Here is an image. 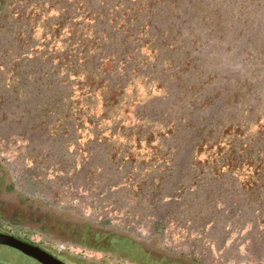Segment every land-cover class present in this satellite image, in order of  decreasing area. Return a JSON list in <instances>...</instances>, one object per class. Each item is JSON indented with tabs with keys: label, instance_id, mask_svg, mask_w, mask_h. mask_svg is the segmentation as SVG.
<instances>
[{
	"label": "rangeland",
	"instance_id": "obj_1",
	"mask_svg": "<svg viewBox=\"0 0 264 264\" xmlns=\"http://www.w3.org/2000/svg\"><path fill=\"white\" fill-rule=\"evenodd\" d=\"M164 1L0 0V109L103 217L264 264V0Z\"/></svg>",
	"mask_w": 264,
	"mask_h": 264
},
{
	"label": "flooded vegetation",
	"instance_id": "obj_2",
	"mask_svg": "<svg viewBox=\"0 0 264 264\" xmlns=\"http://www.w3.org/2000/svg\"><path fill=\"white\" fill-rule=\"evenodd\" d=\"M5 115L0 109V264H204L170 249L162 225L137 236L120 216L87 205L82 190L47 177L50 167L38 172L35 144L18 142V118ZM119 242L127 251L117 252Z\"/></svg>",
	"mask_w": 264,
	"mask_h": 264
},
{
	"label": "trees",
	"instance_id": "obj_3",
	"mask_svg": "<svg viewBox=\"0 0 264 264\" xmlns=\"http://www.w3.org/2000/svg\"><path fill=\"white\" fill-rule=\"evenodd\" d=\"M174 2H177V1H175V0L164 1V2H163V5H165V3H166V4H167V3L173 4ZM155 7H157L156 4H155L154 6H152V7H151V5L148 6V5L145 4V17H146V18H148V15H150V14L153 12V9H154ZM173 10H176V8L174 7ZM146 24H147V26H148L149 29H150L149 32H148V35L151 34V33H154L153 36H155V37H163L164 34H166V31L162 33V31H161L160 29H156V28L152 25V22H151V21L146 20ZM167 32H168V30H167ZM153 36H152V37H153ZM185 40H186V39H185ZM171 41L173 42V44H174V43H178V42H177V41H178V40H177V37H176L175 35H172V36H171ZM148 42H151V40H148ZM157 44H158V43H156V45H157ZM160 44H161V42H159V45H160ZM173 48H174V47H172V49H171V48H170V45H168L167 48H165V47H162V48H161V49L164 50V55L166 56V59H165V60H168L170 56H172V55H174V54L177 53V51H175ZM180 52H181V51H180ZM180 52H178V53H180ZM190 62H191V60H189V61L187 62V64H188L187 66L190 65Z\"/></svg>",
	"mask_w": 264,
	"mask_h": 264
},
{
	"label": "water",
	"instance_id": "obj_4",
	"mask_svg": "<svg viewBox=\"0 0 264 264\" xmlns=\"http://www.w3.org/2000/svg\"><path fill=\"white\" fill-rule=\"evenodd\" d=\"M0 242H4V241H0ZM43 262H44V264H49V262H47V261H45V260H43ZM54 262L55 263H59V264H63L61 261H59V260H57V259H54Z\"/></svg>",
	"mask_w": 264,
	"mask_h": 264
}]
</instances>
